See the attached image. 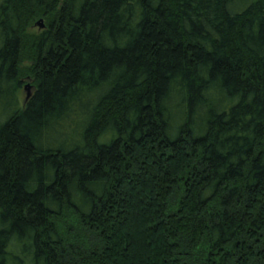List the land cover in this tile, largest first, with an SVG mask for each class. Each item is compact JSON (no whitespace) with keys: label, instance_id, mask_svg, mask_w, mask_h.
I'll return each instance as SVG.
<instances>
[{"label":"trees","instance_id":"16d2710c","mask_svg":"<svg viewBox=\"0 0 264 264\" xmlns=\"http://www.w3.org/2000/svg\"><path fill=\"white\" fill-rule=\"evenodd\" d=\"M0 264H264V0H0Z\"/></svg>","mask_w":264,"mask_h":264},{"label":"rangeland","instance_id":"374dc122","mask_svg":"<svg viewBox=\"0 0 264 264\" xmlns=\"http://www.w3.org/2000/svg\"><path fill=\"white\" fill-rule=\"evenodd\" d=\"M43 20V22H44V26H45V21H44V19L43 18H39L36 22H35V24L33 25V26H31V27H29V29H31V30H37V31H39V30H41L42 28H44V27H40L38 24H37V22L39 21V20ZM31 80H26L25 79V84H27V83H29V84H31V82H30ZM34 89H29V90H26L25 88H23L20 92H19V95H20V97H21V100H24L25 98H26V96H27V93H28V91L31 93L32 91H33ZM64 134H60V135H52L51 137L54 139V140H56V141H62L63 139H64Z\"/></svg>","mask_w":264,"mask_h":264},{"label":"water","instance_id":"95a60500","mask_svg":"<svg viewBox=\"0 0 264 264\" xmlns=\"http://www.w3.org/2000/svg\"><path fill=\"white\" fill-rule=\"evenodd\" d=\"M37 24L40 26V27H44V22H43V20L41 19V20H39L38 22H37ZM29 86H30V84L29 83H27L26 84V86H25V89L26 90H29ZM29 96H30V92L28 91V93H27V98H29Z\"/></svg>","mask_w":264,"mask_h":264}]
</instances>
